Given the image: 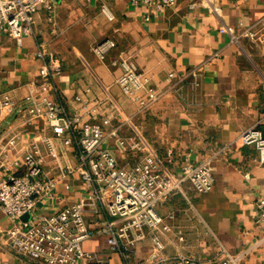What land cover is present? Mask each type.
<instances>
[{
	"label": "crops",
	"instance_id": "0c3cea01",
	"mask_svg": "<svg viewBox=\"0 0 264 264\" xmlns=\"http://www.w3.org/2000/svg\"><path fill=\"white\" fill-rule=\"evenodd\" d=\"M195 1L200 3L177 0L165 10L135 6L130 0H56L53 11L42 6L35 14L37 39L24 35L19 44L8 34H0V93L21 100V107L28 105L26 97L33 91L40 98L51 95L71 111L81 109L78 98L103 101L100 111L109 110L113 101L116 111L105 129L116 134L109 136L105 147L128 166L138 163L140 153L129 150L134 140L144 141L173 172L180 171L187 157L193 162L211 159L214 184L208 192L198 194L185 185L190 201L175 194L158 205L173 227L166 253L207 261L223 247L243 253L241 264H264V226L258 221L257 207L264 194V163L255 147L241 141V134L250 127L264 132V44L243 33L257 29L264 17V0H208L190 8ZM106 39L116 46L102 60L93 46ZM38 43L60 64L61 73L54 79L56 93L40 86ZM122 58H131L148 82L159 87L165 86L170 72L186 77L201 66V85L187 87L182 96L166 97L139 113L138 97L125 95L118 83L121 65L112 64ZM16 114L10 113L9 120ZM42 124L38 119L20 135L19 153L14 150L11 156L22 157ZM7 126L6 122L0 126V135ZM117 135L125 149L117 148ZM56 144L61 146V139ZM169 151L173 152L171 163ZM63 160L76 167L73 147L65 148ZM69 182L72 187L67 190ZM83 193V181L76 172L58 183V200H44L36 214H52ZM104 220V216L94 217L90 227L98 229ZM10 226L0 209V264H37L7 245L4 232ZM180 232L184 240L179 239ZM83 248L99 254L106 264H142L151 258L153 244L146 237L123 256L111 251L107 236L99 234L85 240ZM79 264H89V260Z\"/></svg>",
	"mask_w": 264,
	"mask_h": 264
},
{
	"label": "built area",
	"instance_id": "2783aa9c",
	"mask_svg": "<svg viewBox=\"0 0 264 264\" xmlns=\"http://www.w3.org/2000/svg\"><path fill=\"white\" fill-rule=\"evenodd\" d=\"M56 0H0V34H8L21 44L24 35H33L35 14L45 6L53 11ZM135 6L144 5L159 10L176 5L177 0H130ZM208 0L191 2L190 8ZM149 19V17H147ZM232 33V31H231ZM250 39L264 44V17L256 30L243 31ZM234 41L237 37L233 35ZM37 57L42 61L40 86L57 92L54 79L61 73L58 60L38 43ZM115 41L106 39L93 46V51L102 60L107 58ZM121 65L123 73L118 78L123 93L138 97V112L144 113L166 97L183 95L188 87H200L201 66L192 69L188 76H179L175 71L168 74L165 86H154L131 58L112 61ZM53 65V67H51ZM53 94V93H52ZM28 105L21 107V100L9 93H0V126H8L0 135V209L11 221L4 232L6 243L23 259L37 264H79L87 258L89 264H106L99 254L83 248V242L99 234L107 236L110 250L126 256L134 243L150 237L153 244L152 256L142 264H241L244 254H234L221 247L207 261L192 256L166 253L169 235L173 232L167 217L158 211L175 194L190 198L185 189L188 185L198 194L208 192L214 177L211 159L193 162L187 157L179 172L171 171L167 163L144 141H132L129 150L138 156V163L128 166L105 144L110 135L105 126L112 121L115 103L109 102V110L99 108L103 101L80 100L81 109L71 111L60 100L51 95L37 97L35 91L27 97ZM17 112L9 120L12 112ZM42 120L40 133L25 145L22 157L17 141L20 135ZM61 139L62 145L56 144ZM118 149H125L120 136L115 137ZM246 146L257 149L260 162L264 163V132L257 126L241 134ZM73 147L77 158L76 167L64 162L65 148ZM173 162V152L167 154ZM47 166L50 170H46ZM54 172L49 175L48 172ZM79 173L84 193L69 204L62 205L52 214H36L40 204L47 199H56V189L61 179ZM248 177V175H247ZM66 189H71L69 182ZM258 221L264 226V194L257 200ZM29 215L28 219H23ZM104 216L98 229L90 227V220ZM174 216L171 215L170 218ZM1 231V230H0ZM264 232V229H263ZM180 240H184L180 232Z\"/></svg>",
	"mask_w": 264,
	"mask_h": 264
},
{
	"label": "water",
	"instance_id": "95a60500",
	"mask_svg": "<svg viewBox=\"0 0 264 264\" xmlns=\"http://www.w3.org/2000/svg\"><path fill=\"white\" fill-rule=\"evenodd\" d=\"M29 218V215H25L24 217H23V219H28Z\"/></svg>",
	"mask_w": 264,
	"mask_h": 264
},
{
	"label": "rangeland",
	"instance_id": "374dc122",
	"mask_svg": "<svg viewBox=\"0 0 264 264\" xmlns=\"http://www.w3.org/2000/svg\"><path fill=\"white\" fill-rule=\"evenodd\" d=\"M29 133L32 134L33 132H30V131H29Z\"/></svg>",
	"mask_w": 264,
	"mask_h": 264
}]
</instances>
